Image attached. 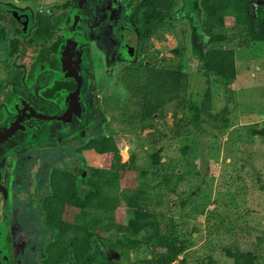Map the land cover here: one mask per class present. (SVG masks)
Listing matches in <instances>:
<instances>
[{"label":"rangeland","instance_id":"rangeland-1","mask_svg":"<svg viewBox=\"0 0 264 264\" xmlns=\"http://www.w3.org/2000/svg\"><path fill=\"white\" fill-rule=\"evenodd\" d=\"M61 1L0 3L33 15ZM199 1L177 0L163 22L149 29L143 27L145 38L132 61L118 60L104 50L98 52L100 60L94 57L91 62L95 66L91 83L96 91L94 96L87 94L89 98L85 95V101L88 113L95 107L100 114L82 140L71 134L53 136L46 122L43 129L30 132L17 146L5 151L0 161V184L7 186L12 223L23 231L32 248L22 254V260L42 264L43 250L52 238L43 225V214L32 207L35 199L42 200L48 192L50 170L61 167L77 174L86 167H108L110 154L80 148L98 133L114 137L122 160L135 155V169L121 175L119 186L147 191L148 207L154 213L152 229L183 239L190 264H200L207 254L214 259L213 264H232L224 255L226 248L264 250V44L244 45V38L229 30L226 23L216 30L233 33L231 42L222 44V48L232 50L237 72L227 91L221 89L212 95L213 112L226 108L229 122L222 131L175 139L171 131L181 116L173 115L175 102L160 109L152 120L153 126L147 129L127 107L134 102L130 88L143 85L148 66L181 68L188 77L187 93L198 102L202 100L208 83L200 70L205 37ZM249 1L255 6L264 4V0ZM3 22L10 23L0 14V23ZM112 59L115 62L111 63ZM7 80L6 73L0 70V89ZM177 176L181 178L176 192H171L165 183L172 186ZM2 199L0 190V222ZM115 215L123 223L130 218L123 203ZM110 235L113 239L114 233ZM148 253L144 246L123 251L98 248L92 252L94 262L119 264L135 263L148 257Z\"/></svg>","mask_w":264,"mask_h":264},{"label":"trees","instance_id":"trees-1","mask_svg":"<svg viewBox=\"0 0 264 264\" xmlns=\"http://www.w3.org/2000/svg\"><path fill=\"white\" fill-rule=\"evenodd\" d=\"M146 1L148 29L163 22L177 3V0ZM199 6L205 37L200 70L208 83L203 98L198 102L187 93L188 77L181 68L146 67L143 85L130 88L134 102L127 106L138 116L143 129L152 127L157 112L173 102L177 106L174 117L181 114L175 120L176 129L171 131L175 139L199 138L211 134L212 130L222 131L227 127L226 108L213 112L212 95L221 89L227 91L235 79L233 52L222 48V44L231 42L233 33L216 30L221 24H228L229 30L244 38V45L252 42L264 44V4L255 6L249 0H200ZM152 20L153 24L150 23ZM3 37L1 34L0 39ZM9 89L0 93V103L12 96ZM80 148L97 154H110L112 158L108 167H86L77 174L61 167L50 170L47 194L42 200L33 202V207L43 214V225L52 233L43 250L42 264H119L115 261L94 262L92 252L98 248L123 251L143 246L148 248V257L132 264H190L183 239L164 230L157 232L152 229L154 213L148 207L147 191L141 187L119 186L121 175L135 169V155L122 160L114 137L102 133L92 136ZM183 153H186V148ZM179 178L181 176H177L172 186L165 183V187L176 192ZM31 184L34 191V183ZM121 203L130 212L127 223L115 218V211ZM224 255L232 260V264H264V250L226 248ZM213 262L212 256L207 254L200 264Z\"/></svg>","mask_w":264,"mask_h":264},{"label":"flooded vegetation","instance_id":"flooded-vegetation-1","mask_svg":"<svg viewBox=\"0 0 264 264\" xmlns=\"http://www.w3.org/2000/svg\"><path fill=\"white\" fill-rule=\"evenodd\" d=\"M115 1L120 4L115 21L106 20L110 10L105 9L112 0H63L47 10H37L33 15L0 3V14L10 21L8 24L0 23V35L4 34L0 39V55H3L0 70L8 79L0 93L7 88L12 93L8 101L0 103V127L24 111L31 117L36 113L55 117L37 126L34 122L17 144L30 132L43 129L46 122L56 137L71 134L73 138L82 140L89 133L100 114L95 107L88 113V100L85 98V95L89 98V94L94 96L96 91L91 83L95 70L92 60L94 57L100 60L98 52L101 50L112 56L124 54L123 43L134 40L132 58L115 56L118 60L132 61L145 38L142 31L147 27L145 3L148 1ZM150 23L153 24V20ZM61 61L69 62L71 67H75L78 61L79 73L75 67L65 73L68 76L71 73L74 78H55L62 69ZM110 62L115 61L112 59ZM0 186L7 189L6 185ZM3 205L4 198L2 211ZM9 219V230L5 235L7 253L14 257L13 264H30L21 256L32 249L31 243L18 225L12 223L10 213Z\"/></svg>","mask_w":264,"mask_h":264},{"label":"water","instance_id":"water-1","mask_svg":"<svg viewBox=\"0 0 264 264\" xmlns=\"http://www.w3.org/2000/svg\"><path fill=\"white\" fill-rule=\"evenodd\" d=\"M119 3L115 0H112L111 5L107 6L105 10L108 11L106 15V20L115 21V16L118 13ZM117 8H116V7ZM109 7V8H108ZM2 8V7H1ZM112 12V14H110ZM124 50L126 52L123 54L115 53V56H126L127 58H132L135 53V44L134 40L132 43H123ZM122 46V45H121ZM76 58V57H75ZM77 60V59H76ZM67 65V66H66ZM62 69L58 71L55 78H74L71 73L70 76L66 75V71H72L73 68L76 67L79 73L78 61H76L75 67H71L70 63L61 61ZM54 116H49L44 113H36L32 117L27 114L26 111L21 113L18 116H14L10 118L2 127H0V161L3 158L5 151L15 147L18 141L21 140L22 134L33 127V123L35 122V126H37L40 122L45 120H53ZM3 191L4 205L2 211V220L0 223V264H6L8 261L10 264H13L15 260L13 256H9L7 250L5 248V235L9 230V202H8V194L5 186H0Z\"/></svg>","mask_w":264,"mask_h":264}]
</instances>
